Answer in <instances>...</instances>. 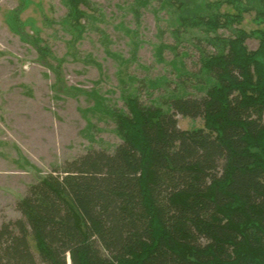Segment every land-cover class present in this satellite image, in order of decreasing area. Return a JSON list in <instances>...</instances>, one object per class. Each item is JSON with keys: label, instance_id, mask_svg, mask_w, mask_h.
I'll use <instances>...</instances> for the list:
<instances>
[{"label": "trees", "instance_id": "1", "mask_svg": "<svg viewBox=\"0 0 264 264\" xmlns=\"http://www.w3.org/2000/svg\"><path fill=\"white\" fill-rule=\"evenodd\" d=\"M150 1L134 0L137 17ZM157 1L176 42L197 41L199 92L150 104L128 93L110 113L121 143L31 185L21 218L0 227V264H264V29L238 28L250 12L264 25V0ZM80 3L67 0L72 17ZM11 29L23 38L17 19ZM195 30L205 36L190 40ZM179 116L204 128L183 130Z\"/></svg>", "mask_w": 264, "mask_h": 264}, {"label": "rangeland", "instance_id": "2", "mask_svg": "<svg viewBox=\"0 0 264 264\" xmlns=\"http://www.w3.org/2000/svg\"><path fill=\"white\" fill-rule=\"evenodd\" d=\"M80 1L78 20L67 0H0V227L21 218L17 203L42 177L90 150L112 152L121 143L110 113L125 108L128 93L150 104L172 97L175 88L177 95L199 92L197 41L176 42L157 0L141 7L139 17L134 0ZM220 12L236 14L228 5ZM16 19L28 41L11 29ZM243 19L238 28L248 33L264 29L254 12ZM193 35L205 33L187 36ZM246 45L255 51L259 41ZM178 61L188 77L179 78ZM178 120L188 131L205 125Z\"/></svg>", "mask_w": 264, "mask_h": 264}]
</instances>
